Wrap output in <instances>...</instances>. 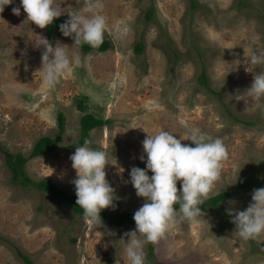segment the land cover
Returning a JSON list of instances; mask_svg holds the SVG:
<instances>
[{
  "label": "rangeland",
  "instance_id": "1",
  "mask_svg": "<svg viewBox=\"0 0 264 264\" xmlns=\"http://www.w3.org/2000/svg\"><path fill=\"white\" fill-rule=\"evenodd\" d=\"M56 3L70 19L67 13L82 11L87 0ZM102 3L104 38L111 46L85 53L56 29L52 43L67 45L69 57L79 54L83 63L53 88L43 83L44 49L35 45L39 36L49 40L46 28L26 20L20 0L0 13V264H26L18 249L33 264H130L124 234L135 225L102 217L90 222L67 201L13 182L6 163L4 152L29 156L41 137H57L63 114L58 148L28 160L25 172L76 195L77 174L69 158L79 147L73 144L81 137L85 113L110 120L91 131L90 145L108 154L105 172L114 200L102 212L109 215L133 212L145 203L130 172L146 169L142 142L148 134L165 130L179 139L196 127L226 145L229 157L210 197L223 191L230 197L216 208L201 205L197 222L178 223L156 243L153 264H264V235L241 239L227 214L246 210L253 190L264 188V97L245 92L254 73L264 72V65L250 63L253 53L264 52V0H195V6L192 0ZM14 7H20L19 16ZM141 39L144 51L138 53ZM203 70L208 86L200 82ZM80 100L85 110L79 109ZM181 143L195 147L188 140ZM243 180L249 184L240 186ZM148 251L149 243L145 263Z\"/></svg>",
  "mask_w": 264,
  "mask_h": 264
},
{
  "label": "clouds",
  "instance_id": "2",
  "mask_svg": "<svg viewBox=\"0 0 264 264\" xmlns=\"http://www.w3.org/2000/svg\"><path fill=\"white\" fill-rule=\"evenodd\" d=\"M13 0H0V13ZM27 19L40 29L51 25L64 12L56 0H20ZM102 0H87L82 11L67 13L70 17L59 28L63 36L72 37L75 46L87 44L99 47L107 27L106 17L101 14ZM14 15H20V7L12 8ZM90 13V15H85ZM36 47H43L42 73L46 88H53L62 75L73 71L83 63L79 54L68 55V46L57 41L55 44L39 36ZM252 65H264V52L253 53ZM249 97H264V72L254 73L251 87L246 91ZM191 141L195 147L182 144ZM92 141L85 140L70 156L77 178L75 185L76 204L83 210L90 222L101 219L102 210L113 207L114 189L106 179L105 168L108 154L104 150L90 147ZM146 154V169L132 167L131 184L138 197L145 203L134 213L136 228L126 232L128 237L125 254L130 264H145L144 246L156 244L178 223L197 222L203 213L201 205L210 197L215 184L220 180L223 162L229 157L226 145L219 137L213 138L199 128L190 127L185 136L177 139L173 133L161 130L156 135H147L142 142ZM140 159L143 161L144 156ZM148 171L153 175L150 177ZM182 182L178 190L177 182ZM179 205V209L175 207ZM236 233L243 240L257 239L264 235V188L254 189L252 203L246 210H228Z\"/></svg>",
  "mask_w": 264,
  "mask_h": 264
},
{
  "label": "trees",
  "instance_id": "3",
  "mask_svg": "<svg viewBox=\"0 0 264 264\" xmlns=\"http://www.w3.org/2000/svg\"><path fill=\"white\" fill-rule=\"evenodd\" d=\"M192 3L195 6V0H192ZM154 13V7L151 6L147 13V18L151 19ZM68 18L64 15H61L59 18H56L54 22L46 27V31L48 34V38L51 42L55 39V30L59 29V26L67 21ZM72 38V37H71ZM111 46V42L105 38H103L102 44L97 48H92L87 44L81 45V49L87 53L91 50L95 51H105L109 49ZM136 51L138 53H142L144 51V41L141 39L136 44ZM200 82L202 85L208 86V81L206 78V73L203 70L201 76H200ZM78 107L81 110L86 109V104L82 100L78 102ZM59 127H60V133L57 137H50V136H43L41 137L36 144L34 145L33 151L29 156H24L22 153H17L16 155L11 154L9 152L5 153V159L6 163L9 167V169L12 171V180L13 182L19 183L23 187H35L36 189L44 192H48L51 195H53L55 198H58L60 200L67 201L68 205L71 207V209L76 213L80 215H84L83 210L76 204V195L69 194L68 192L58 188L56 184H54L50 180H40V181H34L28 174L25 172V164L28 160L35 158L37 156H41L44 154H47L49 152L54 151L58 148L59 144V136L63 133L64 125H65V116L63 114L59 115ZM110 123L109 119H104L102 117H98L93 113H85L81 118V124H80V132L81 137L78 139L73 145L74 146H82L84 141L91 139V131L94 128L101 127L104 125H107ZM93 145V142L91 143ZM1 150H3L0 147ZM249 184L248 180H243L239 183L240 186H245ZM231 193L229 191H223L217 195H214L212 197H209L204 204L209 207H218L222 202L227 200L230 197ZM175 207H179L177 204ZM137 210L130 212L126 211L123 213H117L115 215H109L105 212L100 213V216L104 218L106 221L110 223H117L120 224L122 221L129 222L132 225H135V221L133 219L134 213ZM136 226V225H135ZM155 246L156 244L149 243V251H148V259L145 264H153V255L155 252ZM19 255L22 257V259L25 261L26 264H33V260L26 254H24L21 250L18 249Z\"/></svg>",
  "mask_w": 264,
  "mask_h": 264
}]
</instances>
